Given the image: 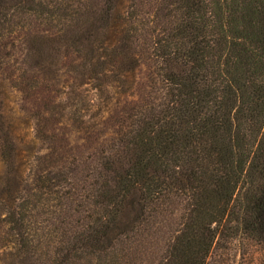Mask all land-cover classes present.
<instances>
[{
    "label": "trees",
    "instance_id": "16d2710c",
    "mask_svg": "<svg viewBox=\"0 0 264 264\" xmlns=\"http://www.w3.org/2000/svg\"><path fill=\"white\" fill-rule=\"evenodd\" d=\"M231 224L264 240V0H0V264H206Z\"/></svg>",
    "mask_w": 264,
    "mask_h": 264
},
{
    "label": "rangeland",
    "instance_id": "374dc122",
    "mask_svg": "<svg viewBox=\"0 0 264 264\" xmlns=\"http://www.w3.org/2000/svg\"><path fill=\"white\" fill-rule=\"evenodd\" d=\"M144 79L145 69L141 67L137 72V82ZM11 100L17 107H29L20 101V95L13 90ZM73 139L77 146L83 144L76 134H73ZM88 152L86 149L85 153ZM218 232L220 236L214 242L206 264H264V240L251 238L233 224Z\"/></svg>",
    "mask_w": 264,
    "mask_h": 264
}]
</instances>
